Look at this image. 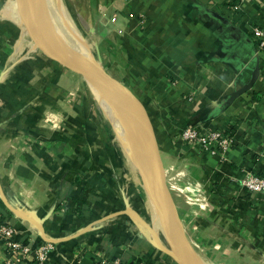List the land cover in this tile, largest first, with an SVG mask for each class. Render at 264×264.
<instances>
[{
  "label": "crops",
  "instance_id": "crops-1",
  "mask_svg": "<svg viewBox=\"0 0 264 264\" xmlns=\"http://www.w3.org/2000/svg\"><path fill=\"white\" fill-rule=\"evenodd\" d=\"M71 1L98 65L151 116L164 168L169 175L183 170L200 190L203 206L177 211L203 264H264V192L242 184L247 174L264 173V51L251 36L253 27L264 31V0ZM0 3V183L7 199L53 238L126 207L153 223L134 164L122 163L112 133L91 111L89 86L40 48L51 35L35 1ZM257 54V80L227 104L249 80ZM75 75L82 85H74ZM187 126L225 129L233 142L223 152L203 150L180 138ZM0 216L39 244L34 225L1 199ZM7 255L0 240V264ZM102 258L176 264L129 214L53 244L47 264ZM22 264L36 263L30 256Z\"/></svg>",
  "mask_w": 264,
  "mask_h": 264
},
{
  "label": "water",
  "instance_id": "water-1",
  "mask_svg": "<svg viewBox=\"0 0 264 264\" xmlns=\"http://www.w3.org/2000/svg\"><path fill=\"white\" fill-rule=\"evenodd\" d=\"M34 1L46 21L51 35L49 41H43L39 44L40 48L48 56L49 49L52 50L54 52L53 56L61 64L71 68L90 87L89 90L96 100L101 97L113 106L114 112L123 118L130 129L134 139V148L128 156L134 163L143 189L151 202L154 210V223L144 219L137 210L126 207L97 218L70 235L53 238L46 233L40 220L10 203L0 183V199L4 206L14 215L34 225L41 240L51 244L76 238L88 231L93 225L113 216L129 214L149 233L154 246L169 256L176 264H203L182 227L176 205L170 193L168 171L164 168L158 151V135L151 116L128 89L121 86L98 65L86 40L71 32L64 24L56 9L54 0ZM67 42L74 45L76 50L84 57H90L89 61L85 62L77 54L79 58L75 55L72 58L66 45ZM259 73L260 65L257 54L255 66L249 80L241 87L234 89L227 97L226 103L230 104L237 97L249 91L257 80ZM131 117L136 119L139 130ZM145 145L150 148L149 154L146 152Z\"/></svg>",
  "mask_w": 264,
  "mask_h": 264
},
{
  "label": "built area",
  "instance_id": "built-area-1",
  "mask_svg": "<svg viewBox=\"0 0 264 264\" xmlns=\"http://www.w3.org/2000/svg\"><path fill=\"white\" fill-rule=\"evenodd\" d=\"M114 20V19H113ZM251 34L259 39V48H264V31L258 27L251 29ZM180 138L189 145H198L203 150L225 151L230 147L233 140L232 137L224 130H208L199 126H187L180 134ZM168 173L169 188L176 190V195H184L186 201L191 206H203L202 194L196 189L192 182L185 177L183 170ZM243 186L251 192H264V173L263 174H247L242 180ZM0 240L6 245L8 255L4 264H22L28 257H33L36 264H47V256L53 244L41 241L35 246H31L23 240L14 226L6 222L0 216ZM96 264H126L120 259L102 258Z\"/></svg>",
  "mask_w": 264,
  "mask_h": 264
},
{
  "label": "rangeland",
  "instance_id": "rangeland-1",
  "mask_svg": "<svg viewBox=\"0 0 264 264\" xmlns=\"http://www.w3.org/2000/svg\"><path fill=\"white\" fill-rule=\"evenodd\" d=\"M2 0H0L1 2ZM5 1V0H4ZM70 1V2H69ZM66 2V3H65ZM1 4V3H0ZM64 6H66V8H64ZM73 4H72V1L71 0H56V7H57V11L59 13V16L60 18L62 19V21L64 22V24L68 27V29L75 33L76 35L80 36V32L79 30L77 29V17L74 15L73 13V9L72 7ZM0 15H1V12H0ZM81 37V36H80ZM87 42V41H86ZM95 58V57H94ZM77 76L75 75L74 77V82H75V86L77 85H82V80L81 78H76ZM84 85V84H83ZM75 94L76 91H75ZM92 96V97H91ZM90 97L92 99V104H91V111L93 112H97L99 114V116L101 117V119L104 120V123L105 125L109 128L110 132L112 133V137H113V143H114V146H115V150L117 152V155L119 157V159L122 161V163H124L127 167H130L128 162H132L130 157L127 155V152L126 150L124 149V146L122 145L121 143V140L116 136L115 132H114V129L112 127V124L110 123V121L107 119V116L105 115V113L103 112L102 108L100 107L98 101L94 98V95L91 93L90 94ZM134 175L135 177H137V179L140 180L139 183H141L142 185V182H141V179L137 173V171H134ZM143 188V186H142ZM140 190V188L138 189ZM144 191V189H143ZM177 191L176 190H173L170 188V193L172 195V198L174 200V203L176 205V208H177V205L178 207L180 208H186V207H190L191 206V203H189L188 201H186L184 195L182 194L181 196H178L176 195ZM145 193V192H144ZM176 195V196H175ZM178 196V198H177ZM139 198V197H138ZM144 201V200H143ZM145 204V205H144ZM140 202L137 203V206H140ZM147 206L149 207L151 205L150 203V200L148 198L147 195H145V203H142V206ZM152 207V206H151ZM152 211L154 212L153 208H151ZM152 222L154 223V213H153V220ZM164 238V237H163ZM165 240V239H164Z\"/></svg>",
  "mask_w": 264,
  "mask_h": 264
},
{
  "label": "bare ground",
  "instance_id": "bare-ground-1",
  "mask_svg": "<svg viewBox=\"0 0 264 264\" xmlns=\"http://www.w3.org/2000/svg\"><path fill=\"white\" fill-rule=\"evenodd\" d=\"M57 9V7H56ZM70 56L74 58L73 56H81V58L84 59L85 62H88L90 57H84V55H81L75 48L74 45L67 42L66 43ZM77 54V55H76ZM78 57V56H77ZM79 58V57H78ZM90 88V87H89ZM101 105L104 107L105 112L108 114L111 120L112 127L118 136V138L121 140L122 145L124 146V149L127 152V155H130L131 151L134 148V139L132 138V134L128 126L126 125V122L123 120V118L119 115H117L114 112L113 106L105 99L98 97L97 99ZM134 164V163H133ZM135 166V165H134ZM136 168V167H135ZM137 170V169H136Z\"/></svg>",
  "mask_w": 264,
  "mask_h": 264
},
{
  "label": "trees",
  "instance_id": "trees-1",
  "mask_svg": "<svg viewBox=\"0 0 264 264\" xmlns=\"http://www.w3.org/2000/svg\"><path fill=\"white\" fill-rule=\"evenodd\" d=\"M251 36H252V38H253V40H254V46L256 47V49H258V50H260V51H264V48L263 49H261V48H259V46H258V42H259V39L258 38H256V37H254L252 34H251ZM42 240H40V242H41ZM39 242V243H40ZM126 264H128L127 262H125Z\"/></svg>",
  "mask_w": 264,
  "mask_h": 264
}]
</instances>
